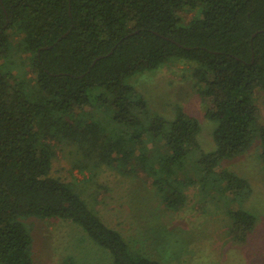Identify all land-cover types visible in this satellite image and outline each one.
Masks as SVG:
<instances>
[{
	"label": "trees",
	"instance_id": "obj_1",
	"mask_svg": "<svg viewBox=\"0 0 264 264\" xmlns=\"http://www.w3.org/2000/svg\"><path fill=\"white\" fill-rule=\"evenodd\" d=\"M174 60L196 64L217 122L213 150L202 148L195 116L153 114L131 82ZM258 90L264 0H0V264H35L31 218L82 226L114 264H164L52 175L63 143L78 148L82 168L144 174L170 211L186 207L192 188L206 201L227 194L238 208L222 214L245 242L257 223L245 207L253 188L222 163L257 140L264 157Z\"/></svg>",
	"mask_w": 264,
	"mask_h": 264
},
{
	"label": "rangeland",
	"instance_id": "obj_2",
	"mask_svg": "<svg viewBox=\"0 0 264 264\" xmlns=\"http://www.w3.org/2000/svg\"><path fill=\"white\" fill-rule=\"evenodd\" d=\"M195 67L194 63L174 60L155 72L134 76L131 82L145 96L153 114L172 118L181 108L195 116L202 127V148L213 150L217 122L206 116L208 107L198 91ZM13 74L18 75V71ZM255 100L264 125V90L256 92ZM56 148L52 175L71 184L134 248L164 264H264V157L260 141L222 163L224 169L248 179L253 188L245 207L257 216V223L245 242L235 239L227 216L222 214L223 206L238 208L227 194L206 201L192 188L186 207L170 211L156 198L152 181L144 174L134 178L108 166L82 168L77 147L63 143ZM27 222L33 230L35 264H114L110 251L78 224L39 218Z\"/></svg>",
	"mask_w": 264,
	"mask_h": 264
}]
</instances>
